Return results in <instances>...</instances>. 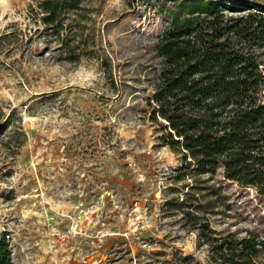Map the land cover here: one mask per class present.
I'll return each instance as SVG.
<instances>
[{
    "label": "rangeland",
    "instance_id": "rangeland-1",
    "mask_svg": "<svg viewBox=\"0 0 264 264\" xmlns=\"http://www.w3.org/2000/svg\"><path fill=\"white\" fill-rule=\"evenodd\" d=\"M44 2L0 0V241L13 264H218L182 208L212 236L264 238V195L221 167L183 169L151 119L154 46L176 8L83 0L60 52Z\"/></svg>",
    "mask_w": 264,
    "mask_h": 264
},
{
    "label": "trees",
    "instance_id": "trees-1",
    "mask_svg": "<svg viewBox=\"0 0 264 264\" xmlns=\"http://www.w3.org/2000/svg\"><path fill=\"white\" fill-rule=\"evenodd\" d=\"M166 1L176 12L154 46L162 67L153 83L151 118L166 131L162 141L190 173L221 167L224 179L264 195V6L254 0ZM82 3L45 0L40 6L44 31L59 41L60 52L77 34ZM66 55L77 59L75 47ZM180 211L201 231L213 263L258 264L264 238L257 233L218 238L213 230L206 233L192 209ZM0 264H13L6 238Z\"/></svg>",
    "mask_w": 264,
    "mask_h": 264
}]
</instances>
